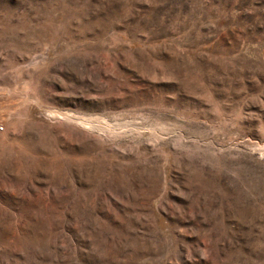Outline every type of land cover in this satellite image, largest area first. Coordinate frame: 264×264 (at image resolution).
<instances>
[{
  "label": "rangeland",
  "instance_id": "rangeland-1",
  "mask_svg": "<svg viewBox=\"0 0 264 264\" xmlns=\"http://www.w3.org/2000/svg\"><path fill=\"white\" fill-rule=\"evenodd\" d=\"M0 264H264V0H0Z\"/></svg>",
  "mask_w": 264,
  "mask_h": 264
}]
</instances>
